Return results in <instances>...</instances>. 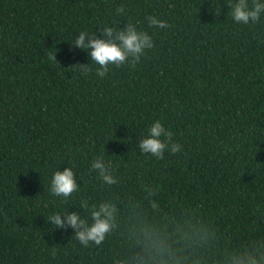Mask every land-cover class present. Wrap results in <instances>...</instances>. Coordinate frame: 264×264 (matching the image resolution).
Listing matches in <instances>:
<instances>
[{
	"label": "trees",
	"instance_id": "obj_1",
	"mask_svg": "<svg viewBox=\"0 0 264 264\" xmlns=\"http://www.w3.org/2000/svg\"><path fill=\"white\" fill-rule=\"evenodd\" d=\"M123 4L128 15H115ZM226 0H0V264H231L264 254V17L237 24ZM158 15L167 29L144 19ZM131 19L153 34L140 61L96 76L78 31ZM56 54V60L54 56ZM89 64L84 73L79 64ZM154 120L181 151L143 155ZM111 160L113 184L90 173ZM70 162L80 192L50 194ZM114 226L87 247L58 209Z\"/></svg>",
	"mask_w": 264,
	"mask_h": 264
},
{
	"label": "clouds",
	"instance_id": "obj_2",
	"mask_svg": "<svg viewBox=\"0 0 264 264\" xmlns=\"http://www.w3.org/2000/svg\"><path fill=\"white\" fill-rule=\"evenodd\" d=\"M230 9L227 17L237 24L249 25L261 22L264 17V0H226ZM115 15H128L123 4L115 7ZM148 27L152 29H167L168 22L158 15H148L144 18ZM140 21L131 19L120 27L116 24L106 23L97 31H78L74 35L72 43L75 47L88 52L91 64L97 65L96 76L103 79L107 76L110 66L135 65L141 57L146 55L147 50L155 47L154 33L139 27ZM56 60V54L54 56ZM79 64L81 70L87 73L89 64ZM138 148L143 155L150 154L152 157L162 159L165 152L173 154L181 151L182 146L173 140V133L161 120H154L147 127L146 134L138 139ZM63 170H55L50 180V194L62 201L74 198L73 194L80 192L77 183V171L70 162ZM90 173H96L97 177L105 184L116 182L112 174L111 160L103 154L94 156L90 161ZM81 207L89 209L90 220L83 218L78 212L69 213L67 209H58L48 216V220L57 228L70 226L75 230V238L80 245L87 247L90 242L100 244L105 235L114 226L116 213L115 205L109 202H101L98 205L89 206L87 201L81 203ZM231 264H264V254L255 250L245 249L231 258Z\"/></svg>",
	"mask_w": 264,
	"mask_h": 264
}]
</instances>
